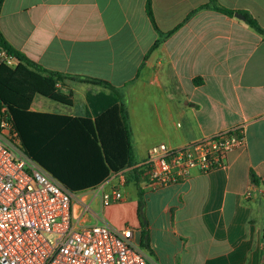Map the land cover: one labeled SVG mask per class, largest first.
Returning <instances> with one entry per match:
<instances>
[{
    "label": "crops",
    "instance_id": "0c3cea01",
    "mask_svg": "<svg viewBox=\"0 0 264 264\" xmlns=\"http://www.w3.org/2000/svg\"><path fill=\"white\" fill-rule=\"evenodd\" d=\"M208 1L153 0L160 29L175 30L148 56L158 33L146 0H4L0 12L6 39L34 61L124 93L138 151L144 137L180 146L245 125L246 144L229 151L225 166L145 193L151 264H264V39L235 14L203 8L188 18ZM219 2L264 27V0ZM58 88L71 105L36 95L31 109L82 116L89 91H110L72 78ZM122 192L99 219L128 220L139 242L138 188L129 183Z\"/></svg>",
    "mask_w": 264,
    "mask_h": 264
},
{
    "label": "built area",
    "instance_id": "2783aa9c",
    "mask_svg": "<svg viewBox=\"0 0 264 264\" xmlns=\"http://www.w3.org/2000/svg\"><path fill=\"white\" fill-rule=\"evenodd\" d=\"M0 64L15 67L17 59L0 47ZM246 144L245 125L221 130L180 146L152 145L137 165L140 185L158 190L188 180L196 171L208 173L226 165L229 151ZM127 171L113 174L118 184L101 190V206L121 202ZM89 202L74 209L70 191L22 148L7 107L0 113V264H151L135 238V228L106 219L88 221Z\"/></svg>",
    "mask_w": 264,
    "mask_h": 264
},
{
    "label": "trees",
    "instance_id": "16d2710c",
    "mask_svg": "<svg viewBox=\"0 0 264 264\" xmlns=\"http://www.w3.org/2000/svg\"><path fill=\"white\" fill-rule=\"evenodd\" d=\"M3 3L4 0H0V12ZM203 8L230 16L236 12L244 14L246 22L264 39V27L249 11L233 10L223 6L219 0H209L191 12L188 18ZM145 9L158 33L148 56L175 29L167 32L160 29L153 0H146ZM0 47L18 61L15 67L0 64V113L3 107H7L23 150L74 193L94 189L113 174L126 170V184L134 183L140 198L139 244L142 248H151L150 231L142 214L145 193L149 191L140 185L141 177L124 93L106 80L77 77L43 66L14 47L1 29ZM68 78L99 84L110 91H89L86 97L87 113L82 116L31 109L36 95L71 105L72 95L58 88ZM252 179L259 184L255 174Z\"/></svg>",
    "mask_w": 264,
    "mask_h": 264
},
{
    "label": "rangeland",
    "instance_id": "374dc122",
    "mask_svg": "<svg viewBox=\"0 0 264 264\" xmlns=\"http://www.w3.org/2000/svg\"><path fill=\"white\" fill-rule=\"evenodd\" d=\"M37 98H41L42 100L43 97L42 96H37ZM48 102H52L51 100L49 99H46ZM76 104L80 105V101L77 100L76 101ZM60 108H62L64 112L66 113H71L73 111H75V107H72V106H67V105H59ZM140 109V107H139ZM77 111H80L82 109H80L79 107L76 108ZM83 111V110H82ZM147 119H152V111L150 114H147ZM133 139H134V136H133ZM141 142H143L142 144V148L141 150H137L136 149V146H135V149H136V157H137V160H140V159H143L144 155H146L147 153V149L148 147H152V137H144V138H141ZM134 145H135V139H134ZM118 182H117V179H112L111 181H109L106 186H105V189L107 191H110L112 189L113 186L117 185ZM123 186H121V190H122ZM132 189V186L131 188ZM95 192L98 191V189L96 188V190H94ZM92 194H93V189H90L88 190L87 192H83V193H80V192H76L75 193V198L73 199L74 201V209H75V212L77 214H80L83 210V207L80 205V202H79V199L81 196H84L86 197L85 200H87V202H89L90 198L92 197ZM100 196H101V190L98 191V195L96 196V198L93 200L91 206H92V209L94 210L95 214H93L92 212H90L87 216L88 218V221L90 223H95L96 221H98L99 218H101L103 215H104V210H103V207L101 206V203H100ZM122 225H131L128 220L124 221L122 223ZM146 253L148 254V256L152 259V249L151 248H143Z\"/></svg>",
    "mask_w": 264,
    "mask_h": 264
},
{
    "label": "water",
    "instance_id": "95a60500",
    "mask_svg": "<svg viewBox=\"0 0 264 264\" xmlns=\"http://www.w3.org/2000/svg\"><path fill=\"white\" fill-rule=\"evenodd\" d=\"M235 15H236L238 18H241V19H243V20L246 19V16H245L244 14L240 13V12H236Z\"/></svg>",
    "mask_w": 264,
    "mask_h": 264
}]
</instances>
